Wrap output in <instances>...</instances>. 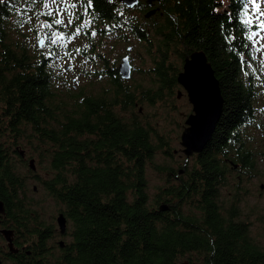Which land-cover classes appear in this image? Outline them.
I'll return each mask as SVG.
<instances>
[{
    "label": "trees",
    "instance_id": "trees-1",
    "mask_svg": "<svg viewBox=\"0 0 264 264\" xmlns=\"http://www.w3.org/2000/svg\"><path fill=\"white\" fill-rule=\"evenodd\" d=\"M248 4L160 0L128 9L119 0H80L78 8L75 2L67 8L78 9L75 20L64 24L44 12V0H0L1 226L13 230L16 245L23 247L12 255L0 245L1 262L264 264V249L239 210L241 184L258 176L257 161L264 158V100L256 104L261 82L256 86L248 70L259 26ZM151 9L157 11L147 18ZM44 20L61 36L52 41L51 32H42L46 52L38 42L31 47L26 34H36ZM93 31L139 42L152 61L146 71L151 88L128 87L100 53ZM79 35L90 40L89 50L68 45ZM196 51L206 54L219 81L223 111L203 151L174 168L157 161L159 156L175 159V150L137 105L178 98V75ZM72 52L103 59L104 66L85 75L106 76L109 87L87 92L67 76L69 66L54 71L52 64ZM21 139L35 142L40 159L49 158L46 176L32 174V179L62 207L67 230L61 236L70 238L62 248L48 246L56 231L26 200L28 175L18 170L26 166L18 150ZM147 168L165 177L152 196ZM225 188L231 190L228 206Z\"/></svg>",
    "mask_w": 264,
    "mask_h": 264
},
{
    "label": "rangeland",
    "instance_id": "rangeland-1",
    "mask_svg": "<svg viewBox=\"0 0 264 264\" xmlns=\"http://www.w3.org/2000/svg\"><path fill=\"white\" fill-rule=\"evenodd\" d=\"M71 2H75L76 8H78V5H80V0H46L43 10L49 17H53L64 24H68L71 23V18L75 20L76 14H78V9L73 12L71 9H67L71 5ZM68 11H71L75 14H70ZM248 11L252 14L253 22L259 26V32L255 33L252 37L251 48L253 55V66L248 67V70L254 76L256 86L258 85V81L261 82L260 86H257L259 93L257 97L258 101L256 103L257 105H261L264 100V0H249ZM36 28L39 31H37L38 33H26L28 34V41L31 47L37 46V42L40 35H42V32H51L52 41L61 37L56 32H54L53 29H50L49 22L45 20L42 21L41 24ZM70 32L72 33L73 31ZM93 35L95 36L93 40H99V43L102 46V51L100 53L103 55V57L108 59L111 67L118 68L122 62V58L125 55H129L132 66V74L131 78L125 81L128 87L132 88L133 90H145L147 88H151L152 80L151 77L146 74V71L152 67V61L150 60V57L146 55L139 42L137 43L133 39H131L130 42H124L122 40L114 39L111 36L100 37L94 31ZM88 41L90 40L79 35L72 42H69L68 45L73 50H89L90 45ZM129 47L130 50L128 51L127 48ZM42 49H44L43 52H46L48 46H43L39 50L42 51ZM65 57H67V59ZM65 57L58 58L52 64L53 69L54 71H56L58 68L65 70V68L69 66L70 70L67 71V76L70 77V79H74L73 84H75L77 87L84 86L86 87L87 92L92 93H100L109 87L108 77L101 76L100 79H96L95 77L88 78L85 75L86 71L99 69L100 66H104L103 59L98 58L96 55L90 54L89 56V54H87L85 57L76 55L73 52L70 56L65 55ZM175 64L182 69L179 61H177ZM178 91L181 92L180 98H177L176 96H174L173 99L167 98L163 101H157L153 106H150L146 102H141L137 105V108L141 109L139 113L142 115V117L153 125L156 124L160 132H162L166 139L170 142L172 149L175 150V159H165L159 156L157 161L165 165H171L174 168L182 166L184 162L186 164V161L190 163V159L196 155L194 154L188 160H186L185 156L182 154L180 136L183 128L185 127L184 122L186 121L187 117L192 114V106L189 104L186 92L181 86L175 90V95ZM172 105L176 106L175 108L177 110L175 112L171 111ZM176 122L180 123L181 128L176 126ZM33 145L35 146V142L33 141L31 144H28V141L25 139L20 140L18 150L24 151V160L27 167H18V170L21 175H28V188L25 196L26 200L31 204V209L37 211L40 216V220L44 224L52 225L56 231V235L47 242L48 246L56 247L59 241L62 240L66 243L70 238L68 236H61L56 224V218L59 213H61L60 211L62 207L57 205L49 196H47L40 183L32 179V174L39 177H45L46 175L44 169L49 165V158L40 159L38 151L33 148ZM31 159L34 161L33 165L35 170H30L28 167V162ZM257 166L259 168L258 176L249 178L246 181H243L241 184L242 189L240 192L239 210L241 213V219L250 225L251 236L264 249V158H259L257 161ZM28 170H30L32 173L27 174ZM146 173L148 179V193L150 196H152L156 192L157 188L163 185L165 177L164 175L156 174L150 168H147ZM261 186H263V188H261ZM222 195L224 206H228V197L231 196V190L229 188L223 189ZM0 245L4 247L5 250L7 249L6 241L0 240ZM2 264L14 263L11 260L3 258Z\"/></svg>",
    "mask_w": 264,
    "mask_h": 264
},
{
    "label": "water",
    "instance_id": "water-1",
    "mask_svg": "<svg viewBox=\"0 0 264 264\" xmlns=\"http://www.w3.org/2000/svg\"><path fill=\"white\" fill-rule=\"evenodd\" d=\"M128 9H132L144 1L148 6H152L160 0H119ZM156 9H151L146 17L149 18L156 13ZM44 37L38 40V47H41ZM118 73L122 80H129L132 74V66L128 56L122 58L118 66ZM177 83L186 92L189 104L192 106L190 114L184 122L185 127L180 136V146L182 154L188 160L194 154L203 151L209 141L212 139L216 125L223 111V96L219 87V81L214 75L211 64L208 62L206 54L201 51L191 53L185 60L182 72L178 75ZM181 92H178V98ZM211 112V113H210ZM24 157V151H20ZM34 161L29 160L30 169L35 170ZM236 168V166H235ZM182 172V170H181ZM263 188V186H261ZM35 189V188H34ZM161 210H166L167 206H161ZM5 214V206L0 201V225L2 217ZM56 224L60 235H64L67 230V219L62 214L56 218ZM0 236L6 241V246L10 254H16L18 249L15 248L14 231L11 229L1 228ZM58 245L64 247V241H59ZM0 264L2 262L0 261Z\"/></svg>",
    "mask_w": 264,
    "mask_h": 264
},
{
    "label": "flooded vegetation",
    "instance_id": "flooded-vegetation-1",
    "mask_svg": "<svg viewBox=\"0 0 264 264\" xmlns=\"http://www.w3.org/2000/svg\"><path fill=\"white\" fill-rule=\"evenodd\" d=\"M63 8V7H62ZM0 228H4V227H2L1 225H0ZM15 237H14V240H13V243H14V246H15V248H17L18 249V252L16 253V254H18L19 253V251H20V249H22L23 247L22 246H20V245H16V243H15ZM16 254H12V255H16Z\"/></svg>",
    "mask_w": 264,
    "mask_h": 264
},
{
    "label": "bare ground",
    "instance_id": "bare-ground-1",
    "mask_svg": "<svg viewBox=\"0 0 264 264\" xmlns=\"http://www.w3.org/2000/svg\"><path fill=\"white\" fill-rule=\"evenodd\" d=\"M211 113V112H210Z\"/></svg>",
    "mask_w": 264,
    "mask_h": 264
}]
</instances>
